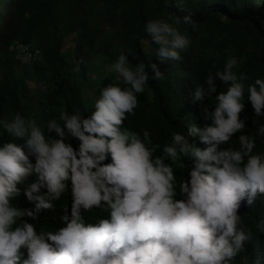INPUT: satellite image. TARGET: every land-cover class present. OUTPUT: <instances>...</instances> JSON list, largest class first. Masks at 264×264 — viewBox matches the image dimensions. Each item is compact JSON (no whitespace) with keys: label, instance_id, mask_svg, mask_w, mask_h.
Returning a JSON list of instances; mask_svg holds the SVG:
<instances>
[{"label":"clouds","instance_id":"1","mask_svg":"<svg viewBox=\"0 0 264 264\" xmlns=\"http://www.w3.org/2000/svg\"><path fill=\"white\" fill-rule=\"evenodd\" d=\"M177 19L195 28L190 14ZM143 31L158 45L159 60L180 59L190 42L166 19L145 21ZM237 66L227 55L222 70L191 93L202 104L216 92L214 79L223 82L212 111L203 110L211 123L203 118L198 127L172 131L163 144H154L147 129L122 127L145 89L146 67L161 79L155 63L130 64L125 52L107 65L116 82L99 89L86 116L61 110L44 125L19 113L0 119L9 135L0 143V264H253L246 252L253 234L238 209H251L264 194V153L254 154V136L241 131L239 114L246 99L254 117H264V79L245 84ZM236 133L238 146L221 147ZM261 136L264 126H257ZM69 138L78 141L75 148ZM185 160L191 166L178 178ZM66 192L61 226L37 230L27 218L53 209ZM23 197L31 207L13 203ZM95 210L103 215L87 221ZM256 226L264 232V219Z\"/></svg>","mask_w":264,"mask_h":264},{"label":"trees","instance_id":"2","mask_svg":"<svg viewBox=\"0 0 264 264\" xmlns=\"http://www.w3.org/2000/svg\"><path fill=\"white\" fill-rule=\"evenodd\" d=\"M185 14H190L195 28L178 21ZM156 18L166 19L189 38L180 59L156 57L158 45L143 31L145 21ZM17 41L36 45L41 55L30 64L16 61ZM121 52L130 64L152 62L161 72V79L155 80L146 67L145 89L137 94V106L126 115L122 127L137 132L147 129L154 144H163L172 131L186 132L189 124L197 126L203 118L204 124L211 123L203 110L212 111L213 98L226 90L225 85L214 79L216 92L202 104L192 102L191 93L197 84H204L209 73L215 77L216 70H222L227 55L236 57L234 71L245 73V84L264 79V0H0V119L19 113L44 125L50 118L58 119L61 110L86 116L95 93L116 82L107 65ZM243 104L241 131L253 134L254 154L264 153V136L255 137L256 127L264 126V117L255 118L246 99ZM238 135L233 134L221 147L238 146ZM8 136L0 129V143ZM193 141L204 147L190 137L189 142ZM68 142L74 148L78 143L75 138ZM184 163L183 171L176 170L178 178L187 176L191 162ZM13 203L31 207L24 197ZM53 203V209L42 210L35 220L27 218L37 230L61 226L59 216L63 205H70V193ZM238 214L253 234L246 252L253 264H264V232L256 226L258 219H264V194L251 209L242 204ZM102 215L95 210L84 218L94 222Z\"/></svg>","mask_w":264,"mask_h":264},{"label":"built area","instance_id":"3","mask_svg":"<svg viewBox=\"0 0 264 264\" xmlns=\"http://www.w3.org/2000/svg\"><path fill=\"white\" fill-rule=\"evenodd\" d=\"M15 58L22 64L34 62L40 55V50L31 43L17 42L14 47Z\"/></svg>","mask_w":264,"mask_h":264},{"label":"rangeland","instance_id":"4","mask_svg":"<svg viewBox=\"0 0 264 264\" xmlns=\"http://www.w3.org/2000/svg\"><path fill=\"white\" fill-rule=\"evenodd\" d=\"M98 94V92L95 93V95ZM88 100L91 98V95L89 92H87Z\"/></svg>","mask_w":264,"mask_h":264}]
</instances>
